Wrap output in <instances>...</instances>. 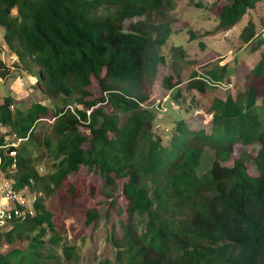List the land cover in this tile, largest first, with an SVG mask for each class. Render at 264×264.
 <instances>
[{
    "label": "trees",
    "instance_id": "1",
    "mask_svg": "<svg viewBox=\"0 0 264 264\" xmlns=\"http://www.w3.org/2000/svg\"><path fill=\"white\" fill-rule=\"evenodd\" d=\"M260 1L212 2L213 32L233 28ZM176 7L177 0H0L8 49L35 78L33 90L62 102L13 109L9 95L0 105V123L26 138L13 167L0 130L1 168L16 188L40 192L33 214L0 228V264L86 263L80 250L102 225L97 264H264V27L249 19L239 33L250 62L190 74L187 88L204 93L210 80L229 84L240 70L234 86L213 97L208 123L195 127L178 115L160 132L150 87L177 31ZM183 53L175 45L171 57ZM10 69L0 58V76ZM162 82L172 90L183 79L168 73ZM237 143L251 148L233 158ZM81 169L102 180L98 191L85 178L71 180ZM96 192L106 210L79 200ZM115 205L119 232L105 225ZM77 207L89 232L71 241L55 214Z\"/></svg>",
    "mask_w": 264,
    "mask_h": 264
},
{
    "label": "rangeland",
    "instance_id": "2",
    "mask_svg": "<svg viewBox=\"0 0 264 264\" xmlns=\"http://www.w3.org/2000/svg\"><path fill=\"white\" fill-rule=\"evenodd\" d=\"M197 1L201 2V6L196 5L195 2ZM212 2L222 4L224 0H177V7L175 9L177 17L175 27L177 31L172 34L167 43L162 47L161 51L165 56V61L161 65L153 85L150 87V98L154 104V108L158 111L157 128L160 129V132H167L178 115L187 119L195 127L201 122L208 123L210 115L206 110L211 104L213 97L224 96L227 87L232 88L234 86L235 73L237 75L240 72L239 69L235 73L233 72L229 84L226 81L210 80V84L213 85L207 88L204 93H201L198 90L187 88L190 74L193 71L197 70L200 74L213 71L220 72L221 67L225 64L229 66L234 61L238 64L240 61L250 62L252 60L246 48L239 49V45H241L239 33L249 19H252L256 23L258 29L264 27V0L260 1L255 8L249 9L242 20L233 28L217 32H213L218 24V20L211 9ZM262 32H264V28ZM3 34L4 28L0 24V58L6 67L11 68L8 76H0V105L4 98L9 95L14 98L13 109L19 106L28 107L33 101L47 104L51 109L55 107L56 103L61 105V100H56L37 90H33L31 84L35 78L24 68L23 63L18 61V56L8 49ZM175 45L182 46L184 53L181 57L173 60L171 51ZM233 65L235 66L234 63ZM231 69L233 70V68ZM168 73L179 74L183 82L172 90L164 88L162 82L163 75ZM20 78H22L23 87L20 85ZM179 90L182 97L176 99L174 96ZM3 110V106H1L0 113ZM45 119L48 120L47 123L54 120L51 116ZM245 148L249 149L251 147L242 146L237 143L234 147L233 158L238 157ZM251 151L253 150L251 149ZM248 167L252 174L257 173L250 162H248ZM82 178H85L94 185L96 191L102 185V180L97 175L87 173L85 169H81L71 176V180L75 183L81 181ZM101 198V195L96 192L95 196L86 193L79 200L88 206L95 205L101 207L102 210H106L108 208L107 204L102 205ZM121 202V199H119V204ZM118 210V205L110 206V216L107 220L108 223L105 222V225L108 228L115 225L119 232L121 231L119 227L121 216ZM55 216H60L63 219L67 236L71 241L78 240L84 233L89 232V227L83 223L84 214L78 207L64 213H58V215L55 214ZM101 224H104V220L101 221ZM105 233L106 227L102 225L95 232L93 240L90 238L86 240L80 252L82 256L85 255L87 261L81 264H97V261L91 257L92 250L95 246L98 247L99 251L106 249V245L102 241Z\"/></svg>",
    "mask_w": 264,
    "mask_h": 264
},
{
    "label": "built area",
    "instance_id": "3",
    "mask_svg": "<svg viewBox=\"0 0 264 264\" xmlns=\"http://www.w3.org/2000/svg\"><path fill=\"white\" fill-rule=\"evenodd\" d=\"M20 81L23 84L22 79ZM0 130L4 135L3 147H11L8 153L13 158L14 167L16 166V147L26 138L11 132L1 123ZM1 163L2 156L0 155V228L9 222L25 218L27 214H33V203L40 194L37 191H29L28 185L16 188L13 180L4 174Z\"/></svg>",
    "mask_w": 264,
    "mask_h": 264
},
{
    "label": "crops",
    "instance_id": "4",
    "mask_svg": "<svg viewBox=\"0 0 264 264\" xmlns=\"http://www.w3.org/2000/svg\"><path fill=\"white\" fill-rule=\"evenodd\" d=\"M14 61V60H13ZM20 79H22V78H20ZM20 79H19V81H20ZM20 85H21V87H23V85L21 84V81H20ZM19 88V87H18ZM22 89V88H21ZM22 95H24V93H22ZM13 97V96H12ZM25 105V104H24Z\"/></svg>",
    "mask_w": 264,
    "mask_h": 264
}]
</instances>
